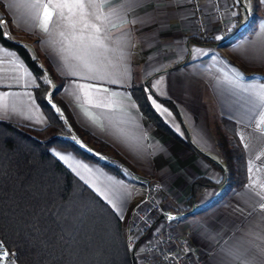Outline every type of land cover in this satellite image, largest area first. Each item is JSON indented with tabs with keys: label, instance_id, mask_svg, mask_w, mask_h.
<instances>
[{
	"label": "crops",
	"instance_id": "obj_1",
	"mask_svg": "<svg viewBox=\"0 0 264 264\" xmlns=\"http://www.w3.org/2000/svg\"><path fill=\"white\" fill-rule=\"evenodd\" d=\"M198 2L199 19L188 0H0V21L49 76L47 99L72 139L93 151L76 137L88 132L116 152L130 179H154L165 213L182 214L171 221L193 228L205 264H264V0H217L219 14L211 0ZM238 29L233 42L215 43ZM36 85L20 54L0 41V120L44 128ZM132 85L195 149L140 113ZM233 136L244 183L226 179L190 200L195 178L219 182L231 169ZM49 151L124 224L141 193L132 182L71 151Z\"/></svg>",
	"mask_w": 264,
	"mask_h": 264
},
{
	"label": "trees",
	"instance_id": "obj_2",
	"mask_svg": "<svg viewBox=\"0 0 264 264\" xmlns=\"http://www.w3.org/2000/svg\"><path fill=\"white\" fill-rule=\"evenodd\" d=\"M242 33L232 30L215 43L229 44ZM0 41L13 47L36 77L34 98L47 120L41 129L0 120V242L16 264H136L125 243L122 220L49 149L71 151L127 180L116 163V152L84 131V140L93 151L78 145L47 99L43 70L22 45L5 36L1 21ZM129 91L140 113L158 130L195 149L188 137L176 135L152 109L143 86L132 85ZM159 99L178 115L172 101ZM229 157L231 169L219 182L204 177L192 181L190 200L205 187L220 185L226 179H232L234 187L244 183L242 151L234 136ZM129 182L138 183L135 178Z\"/></svg>",
	"mask_w": 264,
	"mask_h": 264
},
{
	"label": "built area",
	"instance_id": "obj_3",
	"mask_svg": "<svg viewBox=\"0 0 264 264\" xmlns=\"http://www.w3.org/2000/svg\"><path fill=\"white\" fill-rule=\"evenodd\" d=\"M193 12L200 18L198 0H188ZM216 14L217 0H211ZM131 184L132 189L138 188L141 193L131 209L130 226L125 238L133 249V256L139 261L136 264H205L195 245L191 243L192 232L189 226L174 223L163 217L165 211L162 204V190L159 184L151 179H137ZM158 218L163 224L156 227ZM141 243L139 249L135 246ZM16 264L12 253H9L0 242V264Z\"/></svg>",
	"mask_w": 264,
	"mask_h": 264
},
{
	"label": "rangeland",
	"instance_id": "obj_4",
	"mask_svg": "<svg viewBox=\"0 0 264 264\" xmlns=\"http://www.w3.org/2000/svg\"><path fill=\"white\" fill-rule=\"evenodd\" d=\"M44 78L45 79H49V76H47L46 74H44ZM43 78V79H44ZM77 136V138H79V139H81L82 141H85L84 140V138L81 136V135H79L78 133L76 134ZM83 144V143H82ZM78 145H80L81 147H83V145H81V144H78ZM91 146V145H90ZM92 147V146H91ZM83 148H85V147H83ZM86 149V148H85ZM115 160H116V163L121 167V169L122 170H124V168H123V164H122V162L120 161V160H118L117 158H115ZM94 163V162H93ZM96 165H98V166H100V164L99 163H95ZM129 177L127 176V180H124V181H126V182H128L129 181ZM139 179V178H138ZM146 179V178H145ZM148 179V178H147ZM149 179H151V180H153L154 181V179H152V178H149ZM142 180V179H141ZM156 182V181H155ZM157 183V182H156ZM158 184V183H157ZM133 206H134V202L130 205V207H129V211H128V217H127V219L125 220V222H124V224H123V227H124V238H126V236H127V234H128V231H127V227H129L130 226V220H131V209L133 208ZM191 228V227H190ZM191 230V232H192V234H193V228H191L190 229ZM125 243H126V246H127V248L129 249V250H133L129 245H128V243H127V241L125 240ZM138 244V245H137ZM137 244L135 245V246H137L138 248L137 249H139L140 248V246H141V243L139 244V241L137 242ZM201 255V254H200ZM202 256V255H201ZM203 257V256H202ZM134 258H135V261H136V263H137V261H139V259L137 258V257H135V255H134Z\"/></svg>",
	"mask_w": 264,
	"mask_h": 264
},
{
	"label": "water",
	"instance_id": "obj_5",
	"mask_svg": "<svg viewBox=\"0 0 264 264\" xmlns=\"http://www.w3.org/2000/svg\"><path fill=\"white\" fill-rule=\"evenodd\" d=\"M182 214H168V213H164L163 217L165 219H168V220H174L178 217H180Z\"/></svg>",
	"mask_w": 264,
	"mask_h": 264
}]
</instances>
